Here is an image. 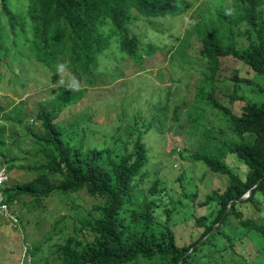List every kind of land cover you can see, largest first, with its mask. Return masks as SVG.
<instances>
[{
    "label": "trees",
    "instance_id": "trees-1",
    "mask_svg": "<svg viewBox=\"0 0 264 264\" xmlns=\"http://www.w3.org/2000/svg\"><path fill=\"white\" fill-rule=\"evenodd\" d=\"M22 1L18 10L11 0H0V84L6 79L21 86L23 70L37 64L52 73V82L26 98L17 95L9 108L0 104V133L6 128V134L0 136V144L5 146L0 163L5 162L12 175L17 170L34 172L22 180L5 181V199L12 203L26 198L38 205L42 197L69 195L80 189L100 198L85 216L70 221L50 254L41 257L42 264H264V98L259 102L244 100L234 111L213 96L220 56L241 60L254 74L264 77V0ZM196 2L201 6H194ZM209 6L213 17H206ZM190 8L191 16L198 15L190 22L196 52L207 62L208 70L197 89L207 103L221 111L240 138L228 144L218 140L213 149L216 154L209 148L192 150L193 158L224 174L227 181L196 200L206 208L193 215L192 222L200 231L179 243L170 218L180 199L168 195L160 185L155 157L147 153L142 140L157 115L152 114L140 128L133 114L124 128L116 125L108 145L86 148L80 121L60 123L57 117L77 98L69 89L73 79L83 92V85H92L97 73L104 75L125 64L132 66L131 72L139 71L148 66L145 60L157 49L169 52L172 46L164 45V37L155 41L162 20ZM229 9L234 10L231 15L226 14ZM139 23L145 26L143 31L137 29ZM169 24L164 25L166 30ZM112 42L125 54L119 57V66L106 60ZM60 64L65 65L62 73ZM230 79L248 81L247 76L236 74ZM58 92L63 97L58 98ZM51 99L52 103L46 104ZM30 104L35 105L31 116L26 111ZM24 141L29 143L26 150L32 158L15 163L10 146ZM221 149L240 161L241 172L228 155V161L224 160ZM247 189L246 196L235 199ZM162 193L167 195L164 205L158 197ZM182 193L190 200L196 198L194 192ZM160 206L161 218H157ZM19 229L22 231L20 223ZM27 242L31 259L39 264L38 245ZM17 258L12 264H17Z\"/></svg>",
    "mask_w": 264,
    "mask_h": 264
},
{
    "label": "rangeland",
    "instance_id": "rangeland-1",
    "mask_svg": "<svg viewBox=\"0 0 264 264\" xmlns=\"http://www.w3.org/2000/svg\"><path fill=\"white\" fill-rule=\"evenodd\" d=\"M198 2L194 6H201ZM23 3L22 0H11L12 6L18 10ZM205 14L206 17H213L214 11L209 6ZM191 15L193 12L190 8L186 13L162 20L164 25L167 22L170 24L167 30L164 25L161 26L162 30L159 29L156 33L155 41L164 37V45L172 46L169 52L157 49L145 60L148 66L139 71L131 72L132 66L125 64L122 69L112 68L104 75L97 73L92 82L93 86L85 83L83 92L72 91L77 96L75 102L60 111L57 117L60 123H65L67 119L80 121L78 125L82 126L84 132L83 148H86L92 145H108L109 134L114 132L116 125L124 128L133 114L140 128H144L142 123L147 122L152 114L157 115V120L152 121L142 135V140L147 147V153L155 157L160 185L168 195L180 199L170 218L179 243L187 242L200 231V227L192 222L193 215L202 213L206 208L196 200L201 199L211 188L222 187L227 181L224 174L211 171L201 160L193 158L192 150L207 151L209 148L211 153H215L213 149L216 148L218 140H224L228 144L240 138L231 131L221 111L218 112L214 105L207 103L197 89L203 73L208 70L207 62L196 52L197 41L190 28V22L195 21L198 15ZM137 29L143 31L145 26L139 23ZM240 38L244 39L242 36ZM111 44L106 60L118 65L119 57L125 54L118 52L113 47V42ZM20 63L22 64L21 60ZM23 71L26 77L22 76L21 86L16 82L2 80L0 104L4 109L18 100L17 95L26 98L28 93H34L52 82V73L44 72L38 64L35 68L29 67ZM234 74L247 76L248 81L230 79ZM112 75L119 77L111 79ZM216 76L218 78L214 83V98L234 111L238 110L244 100L259 102L264 98V77L254 74L241 60L220 56ZM232 92L238 97L231 98L229 93ZM56 95L58 98L63 97L59 92ZM68 95L69 93H65V96ZM51 103L52 99L46 104ZM29 108L26 111L31 116L35 105L30 104ZM120 110L123 112L118 117ZM84 115L89 116L83 118ZM4 134L6 128L0 136ZM28 144L24 141L10 146L9 153L14 156L15 163H26L27 159L32 158L26 150ZM3 150L5 146L0 144V152ZM222 153L224 160L228 161V155L230 161H236L233 165L241 172V168L237 166L240 161L226 150ZM32 174L33 171L17 170L12 175L8 171L6 181L22 180ZM183 191L194 192L196 198L190 200ZM158 197L160 205H164L167 195L162 193ZM97 202H100L99 197L88 195L80 189L69 195L53 193L42 197L38 205L25 198L10 203V206L18 216L23 237L31 246L38 245L36 256L38 263L42 264L41 257L50 254L53 243L59 241L69 229L70 221L74 217L85 216L87 210ZM161 207L156 209L157 218H161ZM92 211L96 214L95 210ZM18 234V231L0 217V264H12L17 258Z\"/></svg>",
    "mask_w": 264,
    "mask_h": 264
},
{
    "label": "built area",
    "instance_id": "built-area-1",
    "mask_svg": "<svg viewBox=\"0 0 264 264\" xmlns=\"http://www.w3.org/2000/svg\"><path fill=\"white\" fill-rule=\"evenodd\" d=\"M8 178V171L5 162L0 163V217L12 228L18 229L19 237V257L17 264H35L28 253V242L23 237L19 229V219L14 211H12L10 203L5 199L4 193L2 191V185Z\"/></svg>",
    "mask_w": 264,
    "mask_h": 264
},
{
    "label": "clouds",
    "instance_id": "clouds-1",
    "mask_svg": "<svg viewBox=\"0 0 264 264\" xmlns=\"http://www.w3.org/2000/svg\"><path fill=\"white\" fill-rule=\"evenodd\" d=\"M233 11L234 10L229 9V10H227L226 14L227 15H231ZM64 69H65V65L64 64L58 65V71L59 72L62 73L64 71ZM60 83L63 85L65 83V81L63 79H61L60 80ZM69 89L70 90H73V91H79L80 90V84H79V82L76 81L75 79H73L72 82H71V84L69 85Z\"/></svg>",
    "mask_w": 264,
    "mask_h": 264
},
{
    "label": "water",
    "instance_id": "water-1",
    "mask_svg": "<svg viewBox=\"0 0 264 264\" xmlns=\"http://www.w3.org/2000/svg\"><path fill=\"white\" fill-rule=\"evenodd\" d=\"M249 190H250V189H247L244 193H242V194L239 195L238 197H235V199H239V198H242V197L246 196V195L249 193Z\"/></svg>",
    "mask_w": 264,
    "mask_h": 264
}]
</instances>
